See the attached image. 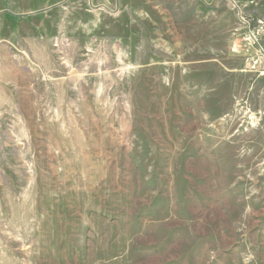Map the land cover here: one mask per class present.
Returning a JSON list of instances; mask_svg holds the SVG:
<instances>
[{
	"label": "rangeland",
	"instance_id": "374dc122",
	"mask_svg": "<svg viewBox=\"0 0 264 264\" xmlns=\"http://www.w3.org/2000/svg\"><path fill=\"white\" fill-rule=\"evenodd\" d=\"M263 7L0 0V264H264Z\"/></svg>",
	"mask_w": 264,
	"mask_h": 264
},
{
	"label": "built area",
	"instance_id": "2783aa9c",
	"mask_svg": "<svg viewBox=\"0 0 264 264\" xmlns=\"http://www.w3.org/2000/svg\"><path fill=\"white\" fill-rule=\"evenodd\" d=\"M233 7H237V10H240L242 12L245 10V6H239L235 4L234 2H231ZM256 5H254L255 7ZM246 27H250L251 24H254V28L252 31V39L254 40V45L258 44V40L264 37V17L262 18H257L253 21V19H250L249 21H246Z\"/></svg>",
	"mask_w": 264,
	"mask_h": 264
},
{
	"label": "crops",
	"instance_id": "0c3cea01",
	"mask_svg": "<svg viewBox=\"0 0 264 264\" xmlns=\"http://www.w3.org/2000/svg\"><path fill=\"white\" fill-rule=\"evenodd\" d=\"M229 1L230 3L234 2L235 4L242 6V7L245 6L246 8L247 7L262 8L264 6V0H229ZM254 5L256 6L254 7Z\"/></svg>",
	"mask_w": 264,
	"mask_h": 264
}]
</instances>
